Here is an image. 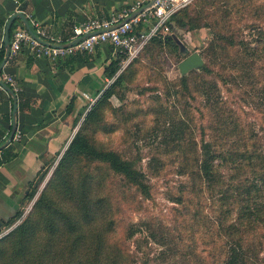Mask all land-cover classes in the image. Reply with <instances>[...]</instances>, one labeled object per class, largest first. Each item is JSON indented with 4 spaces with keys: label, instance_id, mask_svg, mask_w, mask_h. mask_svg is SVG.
Here are the masks:
<instances>
[{
    "label": "rangeland",
    "instance_id": "rangeland-1",
    "mask_svg": "<svg viewBox=\"0 0 264 264\" xmlns=\"http://www.w3.org/2000/svg\"><path fill=\"white\" fill-rule=\"evenodd\" d=\"M263 6L194 0L176 18L199 28L173 21L156 35H175L204 63L210 40L224 37V57L206 73L200 66L181 74L179 46L151 38L95 115L86 118L92 102L74 121L70 139L27 187L19 215L0 227V264H219L218 192L264 185ZM251 50L260 56L253 72L231 65ZM78 131L97 150L128 161L136 175L86 155L63 159ZM205 143L216 168L212 182L198 167ZM223 211L230 220L237 209L225 203ZM257 226L245 236L264 241V223ZM260 249L263 258L264 244Z\"/></svg>",
    "mask_w": 264,
    "mask_h": 264
},
{
    "label": "crops",
    "instance_id": "crops-1",
    "mask_svg": "<svg viewBox=\"0 0 264 264\" xmlns=\"http://www.w3.org/2000/svg\"><path fill=\"white\" fill-rule=\"evenodd\" d=\"M136 1H141V8L151 2L0 0V20L3 22L0 49L3 47L5 24L15 12H22L28 22L35 20L50 35L66 40L71 37L73 28L82 22L91 18L110 19L130 10ZM12 23L16 25L15 29L24 26L19 18H15ZM107 46H96L88 53V57L73 54L57 59L36 57L27 47H23L18 55L7 59V71L19 87V98L15 93L16 133L19 138L11 141L18 155L0 166V221L7 220L19 209L20 200L36 174L70 139L73 123L86 110L90 103L89 97L100 93L106 85L108 78L104 69L116 54V49L109 51ZM69 103H72V107L67 112L65 109ZM12 108L11 95L0 89V131L4 135L8 134L11 125Z\"/></svg>",
    "mask_w": 264,
    "mask_h": 264
},
{
    "label": "trees",
    "instance_id": "trees-1",
    "mask_svg": "<svg viewBox=\"0 0 264 264\" xmlns=\"http://www.w3.org/2000/svg\"><path fill=\"white\" fill-rule=\"evenodd\" d=\"M185 8L177 12L172 17V19L169 22L170 28H172L173 21L176 23V25L174 26H177L179 28L187 27V30H195L199 28V25L193 22L192 19L190 18H188L186 21L182 18L177 19L178 18L177 16L181 12H182L181 14H186L184 10ZM2 25L3 22L0 20V30ZM217 25H220V23L217 22ZM15 26L16 25L14 23L11 24V27L9 29V39L12 36ZM22 28H24V26H22ZM138 29L140 30L141 27H138ZM152 40L157 41L159 44L161 42H165L171 46H177V47L179 46L177 42V40L179 39L175 35L174 36L169 35L164 37L155 36L152 37L151 41ZM224 41H225L224 37H222L220 34L217 35V38L210 40L209 45L204 50V55L208 61L206 60V62L200 67V70H202L205 73L208 72L210 70V68H208V63L214 65L217 63L219 57H224V54L220 53V51L222 52V50L220 49L225 50V46L222 45ZM107 48L109 51H113L115 49L112 45L109 44ZM4 55H5V51L3 46L0 49V63L2 62ZM74 55H79V56L83 55L86 57L89 56L88 53H80V52H77ZM120 56L121 53H119L116 50L115 58L111 59L107 67L104 69V74H106L107 78L113 77L117 72L119 68L118 62ZM80 58L84 59V57H80ZM258 58H260V56L256 55V53L253 50H251L247 52L245 57H240L238 59V56H234V60L231 61L230 63L231 65L234 66H241L242 68H246L247 73H249V72H253L254 69L256 68V60H258ZM121 78L122 76L120 73L111 84H109L106 88H104V90H102V93L96 98L94 103L91 105L90 110H88L87 112L86 118H88V120L95 115L96 108L110 97L111 95L110 87L114 83H119L121 81ZM204 85L207 87L208 83L205 82ZM212 88H215V86H212L210 89ZM97 94H99V92ZM97 94L95 96H97ZM204 95L207 96V100L210 99L212 96V94H209L208 92H205ZM17 96L19 98V93H17ZM212 100L216 101V103L214 102L211 103L212 107L216 109L215 106H218V103L220 101L217 98V96L215 99L212 98ZM19 107L22 108L21 104L19 105ZM71 107H72V103H69L66 106L65 110L69 112ZM221 109L222 107L220 108V110ZM10 127L11 125L9 126L8 134L10 132ZM8 134L4 135V133L0 131V145L5 141ZM12 143H10L5 148L0 150V166L13 160L18 155L17 149ZM203 148H204L203 151L204 156L201 159L200 164H198L200 176L206 182H212L214 179V175L216 173V168L214 165L215 163L213 158L211 157V152H210L211 150L209 144L205 143ZM71 155L73 156L86 155L92 158L100 159L101 161L106 162L114 171L121 173L128 178H132L133 176L136 175L135 172L131 169L128 161L122 159L117 153L113 151L97 150L96 148H94L92 145L89 144L87 138L85 137L82 131H78L71 139L67 149L65 150L63 159ZM217 197H218L217 201H221L220 203L218 202L219 204L218 207L221 215L219 217L218 216L215 217L216 218L215 221L217 222L218 227L222 232L221 234L224 237V241H223L224 245H222V247L224 248V252H225L224 257L219 264H264V257L263 258L260 257V254L262 252V249L260 248L264 244V241H258V239L248 238L245 236V234H248L251 229L255 230L260 222L264 223V185L257 187V184L255 182H249L246 190L244 191H239V192L231 191L228 194V190L224 189L218 192ZM225 203L231 205L234 209H237L233 219L229 220L230 217L228 216V211H223ZM18 215H19V209L16 210L15 213L11 215V217H9L7 220L2 221L3 225L10 223Z\"/></svg>",
    "mask_w": 264,
    "mask_h": 264
},
{
    "label": "built area",
    "instance_id": "built-area-1",
    "mask_svg": "<svg viewBox=\"0 0 264 264\" xmlns=\"http://www.w3.org/2000/svg\"><path fill=\"white\" fill-rule=\"evenodd\" d=\"M151 1V0H150ZM194 0H154L142 11L130 17L131 13L141 8V1H136L135 5L126 12H123L110 19L91 18L73 28V33L69 39L63 40L50 35L37 21L29 22L30 28L35 35H31L26 28H17L13 31L9 39V58L18 55L23 47H27L36 57H48L51 59L65 57L76 52L90 53L100 44L112 45L121 53L115 75L106 80L103 89L111 84L122 72L126 65L135 58L143 49L145 44L154 36L162 34L170 28L169 22L172 17L191 4ZM138 27H141L139 30ZM78 37L81 39L70 46L63 47ZM3 42V40H2ZM2 47V43H1ZM7 61L2 65L0 81L9 86L14 93L19 91L17 81L7 71ZM0 89L4 90L0 85ZM89 97L90 104L96 100ZM19 134L15 132L13 140H17Z\"/></svg>",
    "mask_w": 264,
    "mask_h": 264
},
{
    "label": "water",
    "instance_id": "water-1",
    "mask_svg": "<svg viewBox=\"0 0 264 264\" xmlns=\"http://www.w3.org/2000/svg\"><path fill=\"white\" fill-rule=\"evenodd\" d=\"M154 0H151V2L149 3V5L153 2ZM143 8L139 9L136 13H134L133 15L127 17L125 20H129L130 17H133L135 14L139 13L140 11H142ZM15 18H19L22 20L25 28L29 31V33L31 35H33L35 37V35L33 34L29 22L26 18V16L18 11L15 12L14 14H12L7 23L5 24L4 27V35H3V46H4V51H5V55L4 58L2 60V62L0 63V73L2 70V65L7 61L8 57H9V29L11 27V24L13 22V20ZM81 39V37H78L68 43L62 44L61 46L63 47H67L72 45L73 43L79 41ZM178 44H179V48H180V53L181 55L185 56L184 59L179 63L178 68L181 72V74H186L187 72H189L192 69L198 68L200 66L203 65V59L200 56L199 53L194 52V53H189L188 49L179 41L177 40ZM0 85L2 86V88L9 93V95H11L12 99H13V108H12V114H11V127H10V132L7 136V138L5 139V141L0 145V150H2L3 148H5L7 145H9L11 143V141L13 140V136L16 132V128H17V123H16V115H17V97L16 94L12 91V89L7 86L6 84L2 83L0 81ZM3 225V222L0 221V227Z\"/></svg>",
    "mask_w": 264,
    "mask_h": 264
}]
</instances>
